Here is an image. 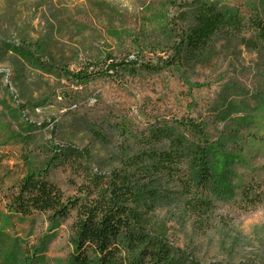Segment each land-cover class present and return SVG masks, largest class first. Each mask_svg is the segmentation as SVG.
Wrapping results in <instances>:
<instances>
[{
  "label": "rangeland",
  "instance_id": "1",
  "mask_svg": "<svg viewBox=\"0 0 264 264\" xmlns=\"http://www.w3.org/2000/svg\"><path fill=\"white\" fill-rule=\"evenodd\" d=\"M7 1L0 0V27L7 30L0 36V191L27 171L45 170L71 197L86 170H117L135 188L157 189L153 197L135 191L139 201L127 204L163 225L177 249L205 263L264 264V43L252 50L238 38L216 37L200 60L163 64L199 6L237 12L242 35L264 39V29L250 23L264 20V0H53L49 13L37 0H11L5 15ZM50 13L64 28L50 42L53 58L44 60L70 71L85 67L88 82L59 70L46 74L24 59L35 41L47 38ZM10 17L16 27L3 29ZM166 27L173 38L163 37ZM128 56L139 63L106 73L110 62ZM186 119L204 124L209 140L219 138L218 149L231 155L207 186L205 209L192 207L184 191L181 180L193 174L187 157L162 169L150 157L132 160L147 150L168 151ZM165 126L172 131L151 148L149 132ZM74 219V213L23 218L7 214L0 201V264H67Z\"/></svg>",
  "mask_w": 264,
  "mask_h": 264
},
{
  "label": "trees",
  "instance_id": "2",
  "mask_svg": "<svg viewBox=\"0 0 264 264\" xmlns=\"http://www.w3.org/2000/svg\"><path fill=\"white\" fill-rule=\"evenodd\" d=\"M37 1L38 7L45 6L48 13L52 10L53 0ZM7 2L3 11L5 15L9 14L12 1ZM190 13L192 14L190 28L174 38L171 46L173 54L163 61L164 65L173 66L182 57L187 60H200L205 57L211 39L216 37L238 38L242 45L252 50H258L264 43V39L259 38L261 33L255 32L252 37L242 35L246 29L245 24L242 22V17L233 10L219 11L211 5H205L194 8ZM50 14L51 17L47 18V38L35 41L32 45L33 50L25 53L24 59L46 74L59 70L66 79L76 83L88 82L92 78V73L87 72L85 67L70 71L68 68H58L56 64L46 62L54 56L50 50L52 38L64 28L59 16L55 13ZM182 14L187 20L189 13ZM5 22L7 27L3 29L16 27L13 17L7 18ZM250 23L257 28L256 30L264 29V20L253 18ZM5 33L7 30H2L0 27V36ZM174 34L175 31L167 27L162 33L163 37L168 39L173 38ZM21 42L26 44L25 41ZM127 58L121 62H110L105 70L106 73L120 66L139 63L135 56ZM146 67L153 68L151 65ZM5 95L9 93L5 92ZM180 124L183 132L178 135V140L170 137L171 144L168 151L147 150L145 155L143 153L134 156L133 163L145 161L150 157L151 162L155 163L153 166L162 169L166 167L164 165L176 161L179 155L187 157L193 174L188 176L187 180H181L187 188L184 191L190 194L188 196L191 197L189 200L192 207L209 208L211 196L208 194L207 186L215 181V175L221 176L226 159L231 155L226 150L218 149L219 138L216 141L209 140L204 124L190 119ZM172 129L170 126H165L162 130L157 128L150 131L149 133L154 135L153 140L148 141L152 144L151 148L161 144ZM221 136L224 137L225 134ZM56 148H58L56 152L61 151L59 147ZM175 148H182V151L179 153L174 150ZM145 170H148V167ZM84 181L77 188V195L67 197L59 186L48 178L45 170H31L15 184L8 186L7 189H1L0 201L4 203L7 214L23 218L47 215L52 218L67 219L71 213H74L75 219L71 226L73 252L67 264H212L195 259L185 250H179L168 243L166 228L163 225L154 223L141 210L132 211L128 206L129 201L140 199L136 198L135 191L153 197L157 191L155 187L135 188L130 176L117 170H113L109 175L86 170ZM192 191L195 192L194 196ZM241 195L246 197L245 200L250 196L246 190H242Z\"/></svg>",
  "mask_w": 264,
  "mask_h": 264
}]
</instances>
